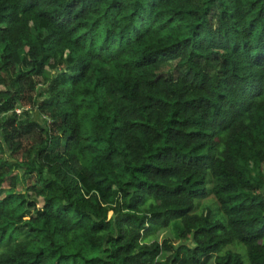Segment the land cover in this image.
I'll list each match as a JSON object with an SVG mask.
<instances>
[{
    "label": "trees",
    "instance_id": "1",
    "mask_svg": "<svg viewBox=\"0 0 264 264\" xmlns=\"http://www.w3.org/2000/svg\"><path fill=\"white\" fill-rule=\"evenodd\" d=\"M0 264H264V0H0Z\"/></svg>",
    "mask_w": 264,
    "mask_h": 264
},
{
    "label": "rangeland",
    "instance_id": "2",
    "mask_svg": "<svg viewBox=\"0 0 264 264\" xmlns=\"http://www.w3.org/2000/svg\"><path fill=\"white\" fill-rule=\"evenodd\" d=\"M208 202H209V201H208ZM177 224H178V223H175V222L173 223V229H175V227H176ZM166 235H167V232L162 233V234L160 235V237H163V236H166ZM237 250H238V251H241L240 248H238Z\"/></svg>",
    "mask_w": 264,
    "mask_h": 264
},
{
    "label": "built area",
    "instance_id": "3",
    "mask_svg": "<svg viewBox=\"0 0 264 264\" xmlns=\"http://www.w3.org/2000/svg\"><path fill=\"white\" fill-rule=\"evenodd\" d=\"M16 111H17V112H20V110H19V109H16Z\"/></svg>",
    "mask_w": 264,
    "mask_h": 264
}]
</instances>
